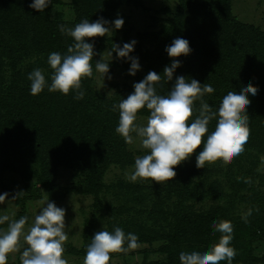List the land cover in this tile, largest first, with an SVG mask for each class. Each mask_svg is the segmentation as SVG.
<instances>
[{
  "label": "trees",
  "instance_id": "trees-1",
  "mask_svg": "<svg viewBox=\"0 0 264 264\" xmlns=\"http://www.w3.org/2000/svg\"><path fill=\"white\" fill-rule=\"evenodd\" d=\"M230 1L178 0L166 23L156 32L144 34L146 37L141 42L147 38L148 44L144 46L142 42L135 57L143 60L146 74L155 71L162 77L165 65L172 59L179 60L181 63L175 69L173 79L162 78L157 82L158 93L167 94L178 75L194 78L214 88V92L202 97L213 111L220 96L231 90L229 84L239 88L244 82H250L257 92L248 94L250 104L246 111L250 134L244 148L264 155V30L240 21L231 13ZM53 2L51 0V4L40 12L29 7L31 0H0V68L6 66L10 76L0 85V89L3 88L0 92V168H12L17 157L23 167L33 170L35 182L46 190L49 201L61 200L72 192L90 195L94 209L111 214L107 230L119 226L125 233H135L138 244L154 240L160 243L156 250L164 258L144 260L141 264H180L181 250H196L218 239L220 233L212 230L210 221L222 219L211 212L195 213L185 209L180 201L172 209L165 207L164 201L162 205L156 202L147 207L146 200L151 198L152 187L146 181L134 185L120 180L107 184L103 180L112 164L121 167L134 164L135 159L126 142L115 132L119 111L112 109L114 103L127 98L134 89L123 86L107 96L94 88L90 76L81 80L85 95L80 100L74 99L75 93L71 90L63 94L50 92L45 87L39 94L30 93L24 65L31 62L32 67L37 68L47 60L50 52L64 53L73 42L72 37L59 31L56 23L49 21ZM121 2L136 3L138 0H72L76 18L70 25L85 18L94 21L103 17L111 22L117 18L116 8ZM176 37L189 41V54L175 58L167 55L165 46ZM93 43L96 52L91 62L94 73L102 44ZM51 72L46 78L49 83ZM200 103L201 99L194 100L190 120L198 115ZM137 113L149 114V110L142 108ZM214 123H209V130ZM22 153L26 154L28 163L26 159L22 160ZM59 167L71 169L78 176L75 185L56 182ZM173 167L178 176H185L186 170L192 173L187 169L186 160ZM253 178L263 184L264 172H253ZM249 189V196L242 195L240 199L246 201L247 208H252L253 212L247 223L239 217L236 219V234L230 242L236 249L232 264L264 261V257L250 255L251 243L264 238V192ZM102 192L110 193L111 199L106 201ZM209 196L214 197V192ZM82 231V246L67 243L64 245L66 252L85 255L86 245L96 232L93 222L86 220ZM122 252H113L110 256ZM219 264H226V261Z\"/></svg>",
  "mask_w": 264,
  "mask_h": 264
},
{
  "label": "clouds",
  "instance_id": "clouds-1",
  "mask_svg": "<svg viewBox=\"0 0 264 264\" xmlns=\"http://www.w3.org/2000/svg\"><path fill=\"white\" fill-rule=\"evenodd\" d=\"M49 4L51 0H31L29 7L43 12ZM123 23V18L118 16L111 22L99 17L92 22L85 18L72 27L57 25L62 34L73 38V42L64 53H49L47 63L52 69L50 83L40 68H34L27 74L30 93L39 94L47 87L50 92L60 91L63 94H68L71 90L75 93L74 99H83L85 91L81 80L93 75L91 62L96 55L94 43L86 38L104 36L112 28H121ZM135 43V40L122 45L112 43L107 50L110 58L115 52L116 58L130 61V75H135L141 67L139 58L129 55ZM165 51L169 57L175 58L189 54L191 48L187 39L176 37L171 44L165 46ZM180 63L179 60L172 59L169 65H165L163 77L155 71H149L143 79L133 83L134 90L127 98L112 105L113 111H119L115 132L128 144L138 138L141 145L148 150L146 154L135 158L134 171L130 175L132 181L137 178H151L162 182L173 178L176 175L173 166L187 159L202 144V137L203 146L196 153L197 167H202L205 161L221 158L231 161L244 150L249 138L246 106L250 104L248 94L255 95L257 88L250 82H244L239 88H233L229 84L231 90L220 96L215 111L202 99L205 93L214 92V88L211 84H201L194 78L187 79L178 75L167 94L158 93L157 82L162 78L171 81ZM94 67L103 77L109 72V62L103 59L95 60ZM196 99H201L198 115L190 120ZM142 108L149 110V114L144 124H137V112ZM212 121L215 123L212 130H209L208 126ZM7 196V192L0 193V202ZM252 212L253 209L249 208L242 214L241 218L245 223ZM64 217L65 209L49 200L39 209L27 232H24V226L28 217L21 216L9 221L7 215H0V224L9 221L6 229L0 228V264H7V254L18 249L21 235L27 245L21 253V264H68L63 256V242L68 239ZM210 223L212 230L220 233L218 239L196 250H181L178 257L180 264H219L220 261L232 264L236 249L230 243L233 239L231 221L213 218ZM137 246L138 236L135 233H125L119 226H114L112 231L103 227L92 235L90 243L86 245L83 264H109L111 253Z\"/></svg>",
  "mask_w": 264,
  "mask_h": 264
},
{
  "label": "rangeland",
  "instance_id": "rangeland-1",
  "mask_svg": "<svg viewBox=\"0 0 264 264\" xmlns=\"http://www.w3.org/2000/svg\"><path fill=\"white\" fill-rule=\"evenodd\" d=\"M53 1L49 10V21L56 23L55 25L66 23V25L71 27L74 26L75 24L70 25L76 18L72 0ZM177 2L178 0H138L136 3L121 2L117 6L115 13L117 17H122L124 20L121 28H112L111 32L104 36L86 38L88 41L100 42L102 44L99 59L109 62V72L104 77L103 74L94 70L92 84L95 89L107 96H111L117 88L123 86L133 88L134 82H139L144 78L146 69L143 60H139L141 67L136 71L135 75H130L128 73L130 61L125 58H116L115 52H113V56L110 58L107 50L110 49L112 43L122 45L124 42L135 40L134 49L129 54L135 57V51H137L141 43L143 42L144 46L148 44L147 38H145V42H141L142 38L146 37L144 34L159 30L166 23V18L174 13ZM230 9L231 13L240 21L253 24L264 30V0H231ZM79 22L80 20L77 21V23ZM37 68L43 70L46 78L49 77L48 73L51 72V69L47 60ZM33 69L34 67H32L31 62L25 64L23 68L25 76L27 77V74ZM9 77L7 67H1L0 85L7 82ZM2 90L3 88L0 89V92ZM147 116L148 114L137 113L135 123L144 124ZM126 146L134 159L137 156L146 154L148 151L141 145L138 138L132 144L126 143ZM202 146L203 143L185 159L188 165L187 169L192 171L189 174V170H186L185 173L187 174L185 176L184 174L178 176L176 172L173 178L162 182H157L151 178H137L135 181H132L130 175L134 171V164L131 163L123 167L112 164L105 172L103 180L107 184L120 180L124 184L130 183L134 185L146 181L152 187L151 198L146 200L147 207L151 204L155 205L156 202H161L162 205V201H164L165 207L172 209L180 201L185 209H189L195 213L211 212L217 215L219 219L231 221L233 225L232 236H234L236 234L234 231L236 219L238 217L242 219V214L248 209V203L241 200L240 197L242 195L243 197L249 196V188L257 191V193L264 192V183L259 184L258 178H253V172H264V155L250 148H244L231 161H225L221 158L216 161H205L202 167H197L196 153L201 150ZM22 154V160H25L26 154ZM9 158L11 159L12 156ZM16 159L12 162V168H0V193H8L5 200L0 202V215H7L9 221L19 219L18 215L28 217L24 226V232H27L39 209L49 200V196L46 190L38 182H35V177L32 175L33 170L23 167V163H20L17 157ZM28 162L26 159V163ZM17 168L18 170H16ZM77 179L78 176H75L71 169L58 168L56 182L60 185H75ZM212 191L215 194L214 197L209 196ZM19 192L21 193L17 195ZM204 192L205 194H203ZM102 193L106 201L111 199L110 193ZM104 198L102 199L104 200ZM22 200L23 203L20 204ZM54 203L58 207L65 209L64 223L68 239L63 242L64 245L71 243L76 247L82 246V230L86 220L93 222L97 232L102 230L103 227L106 228L107 220L111 218L110 213H106L104 210H96L92 207L90 195L72 192L68 193L63 199L54 201ZM9 221L0 224V228L6 229ZM159 244L156 240L151 243H140L135 248H128L119 255L111 256L109 264H141L144 260L164 258V255L156 250ZM25 246H27L26 242L23 240V235H21L18 249L7 254V264H21L20 257ZM250 247V255L252 257L260 259L264 257V238L254 240ZM63 256L68 261V264H83L84 255H75L64 251ZM256 264H264V261Z\"/></svg>",
  "mask_w": 264,
  "mask_h": 264
}]
</instances>
